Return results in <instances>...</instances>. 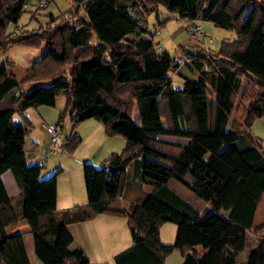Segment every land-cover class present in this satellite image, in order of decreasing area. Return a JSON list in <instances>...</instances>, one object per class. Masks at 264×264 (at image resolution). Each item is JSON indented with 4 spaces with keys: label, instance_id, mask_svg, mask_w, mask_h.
Instances as JSON below:
<instances>
[{
    "label": "trees",
    "instance_id": "trees-1",
    "mask_svg": "<svg viewBox=\"0 0 264 264\" xmlns=\"http://www.w3.org/2000/svg\"><path fill=\"white\" fill-rule=\"evenodd\" d=\"M30 1L0 0V50L11 44L42 50L21 80L7 63L0 65V263L30 264L22 232L8 231L19 220L1 176L10 170L22 195L20 215L43 264H89L82 248H70L67 224L100 213L126 216L132 242L114 254L115 264H165L174 249L182 254L180 264H264V222L253 227L264 194V145L243 129L264 115V0H71L66 10L48 14L44 25L5 32L10 23L17 26ZM159 6L236 35L222 40L218 50L182 49L196 77L183 75L179 87L168 75L179 65L176 57L156 48L148 33L151 13L160 26L169 19ZM60 92L67 103L56 124L67 114L73 127L94 118L106 135L124 137L125 145L98 167L84 162L87 202L57 209L59 170L41 177L44 164L25 163L24 143L30 126L25 110L55 105ZM16 114L25 127L14 124ZM198 135L227 146L204 159L207 147ZM80 142L70 134L60 147L71 153ZM131 167L135 179L151 189L128 209L113 207ZM172 178L205 203L201 212L168 186ZM164 221L176 224L171 243L159 238ZM247 230L258 244L241 263Z\"/></svg>",
    "mask_w": 264,
    "mask_h": 264
},
{
    "label": "rangeland",
    "instance_id": "rangeland-1",
    "mask_svg": "<svg viewBox=\"0 0 264 264\" xmlns=\"http://www.w3.org/2000/svg\"><path fill=\"white\" fill-rule=\"evenodd\" d=\"M42 5L43 7L36 9V7ZM71 5H72L71 0H50L47 4L46 1H44L43 4L40 5L38 4V2L36 4L34 0H31L25 6L24 11L21 13L16 24L17 26L15 27L13 23H10L6 27L5 32H9L12 30L18 31L20 28L30 29L37 27L39 24L44 25L48 19V14L51 13L53 15H57L60 12L69 8ZM34 10H35L34 16H32V12ZM158 10L164 18L168 16L169 19L164 23V25L160 26L156 21L155 13L154 12L151 13L148 16V22H149L148 33L152 35V39L156 43V45L158 43L159 46H161L162 50H166L172 57H175L177 54H179V52L182 51V49L191 50L192 48L191 43L198 42L197 45L203 49L210 48L213 50H218L222 40L232 41L236 38L235 32L232 29H225L219 27L215 25L213 22L208 20L196 19L195 24H198L200 26L201 31L207 37L211 38V41H205L202 43L200 37H194L188 33V29L186 28V22L184 21L183 18L179 17L176 13L168 12L163 6H159ZM79 12L82 16L83 15L82 9H80ZM40 50H41L40 48L31 47L23 44H11L5 50H0V65L2 63H7L8 64L7 67L11 69L18 77H20L25 72V68L29 67L34 59L40 57L39 54ZM190 64L191 62L189 61L187 63L181 64V66H178L176 69H172L168 72L173 87H179L181 86V84H183L184 81L183 75L187 77H196L195 69L194 68L190 69L188 67V65ZM245 85H246V79L243 80L241 89H243ZM207 91L209 96L214 97V92H212L210 89H208ZM66 103H67L66 93L60 92L57 95L55 105L32 106L29 109L28 111L29 116L31 115V117L36 119L38 118L37 113L39 112L42 113L45 120H43L40 123H37L36 128L33 129L32 125L30 124L29 128L27 129L26 151H27L28 163L30 162L32 164L34 161H36V159L45 156V154H48L47 150L53 147L50 141L47 139L46 135L44 134V132H46V134L49 136L47 131L44 129L43 132L38 128H43L44 127L43 123L56 124L58 122L59 116L65 110ZM36 108H45L47 112L44 113L42 110L37 111L40 109H36ZM57 115H59L57 117V120L54 121L51 119L52 117H56ZM49 117L50 119H48ZM63 120H64V125H63L64 127L62 129V132H60L61 134L58 143L53 144L55 147H60L61 142H63L64 139L70 134H78L81 137V142L77 146V148H79V151L81 150L82 152L87 151L91 153V150L94 149L97 153L96 159H98V156L103 155L102 153L110 154L111 152L121 151L125 145L124 137H122L119 134L104 135L102 125H99L100 123H98V127H96L95 129L94 132L95 134L93 133V135H96L95 137L99 139L96 140L95 138L89 136L90 133L93 131L92 128H91V132L88 135L82 136L85 135L87 131H89L87 127H85L84 125L82 127H78L80 126L78 124L73 127L72 123L70 122L68 114L65 115L62 121ZM250 130L251 133L256 137V139L262 145H264V115L254 117L250 125ZM33 139L38 140L37 143L41 147L38 150H36V147H30V144L32 143ZM197 140L207 147V152L204 155V159H207L213 153L214 154L221 153L224 147L227 146L225 142L212 136L199 135ZM62 152L58 153L57 155L65 154ZM52 156L53 155L51 154V157H48L47 160H45V162L43 163L44 166H49L51 164ZM100 163L101 161L98 160V162H94V165L98 167L101 165ZM129 170L130 171L128 173L129 174L128 178H130V185L127 182L125 183L124 195L112 201L111 206L113 207L128 208L127 204L131 203L132 200H134L138 195H140L141 197L144 195L141 193L140 189L137 190L134 189V185L132 184H134L135 177L132 174V170H133L132 167ZM42 171L44 172L47 171L45 173H48L49 169H44L43 167ZM8 174H9L8 178L11 179L12 182L13 180L12 174L9 172ZM186 176L189 180H191L190 176L188 175ZM8 178L6 177L5 182L11 193V201L13 203V206L19 215V220L17 221V223L10 225L8 227V231L10 232L22 231L24 229L23 227L27 228L26 222L23 220V218L20 215L22 195L18 193L19 189L15 184L14 180H13L14 185H11L9 183ZM141 185H143L147 189L150 188V186L147 184H141ZM168 185L172 187L174 185L175 187L179 186V189L177 190L180 193V195H182L186 200L188 199V201H190L192 205L199 212L203 210L205 206L204 202L201 199H199L197 196H195L187 187L180 184L173 178L168 181ZM180 188H182V190H180ZM263 202H264V197L260 200V205ZM204 215L205 212L203 211L201 216ZM112 218L114 221L109 222V228L107 230L103 229V232L98 234L99 239L103 240L101 254H99V256L103 259L102 264H115L113 259L114 254L128 247L132 242L129 229L126 223V216L113 214ZM261 221H263V218H260L259 220H257L256 218L254 223L256 225ZM98 224L99 227L102 228V222L100 223L98 222ZM175 231H176V224L173 223L172 221L161 222V224L159 225L160 241L163 243H171L174 240ZM246 239L247 241L245 247L240 252L239 260L241 261V263L243 262L248 251L256 247L258 244L257 237L252 230L246 231ZM198 248H200V246H198ZM32 259H33L32 264H42L41 261L37 259V257H35V255L32 257ZM34 260L36 262H34ZM181 262H182V254L179 249H174L171 253L167 254L165 257V264H180ZM90 264H97L96 260L92 258Z\"/></svg>",
    "mask_w": 264,
    "mask_h": 264
},
{
    "label": "crops",
    "instance_id": "crops-1",
    "mask_svg": "<svg viewBox=\"0 0 264 264\" xmlns=\"http://www.w3.org/2000/svg\"><path fill=\"white\" fill-rule=\"evenodd\" d=\"M191 22L193 24H195V20H191ZM195 25L199 26L198 24H195ZM197 43L198 42L191 43L192 44L191 49L200 48L197 45ZM160 49L162 50L161 46H160ZM39 54L40 55L42 54V50H40ZM182 54H183V51H180L179 54H177L175 57L181 56ZM181 64H184V63H180L178 66H181ZM188 67L190 68L189 65H188ZM9 70L11 72H13L11 69H9ZM25 70H26V68H25ZM14 75L16 76V78L18 80H21L24 77L25 72L20 77H18L15 73H14ZM30 108L31 107H28L25 110V114L28 117V119L30 120V124L32 125V128L34 129V128H36L37 123L42 122L43 120H45V118L42 115V113H39V112L37 113L38 118H36V119L31 117V115L29 116L28 111ZM36 109H40L37 111L42 110L44 113L47 112V110L45 108H36ZM58 116L59 115H57L56 117H52L51 119L55 121V120H57ZM48 119H50V117ZM93 119L94 118H89L85 121L80 122L78 124L80 126H78V127H82L84 125L85 127H87L89 129V131H87V133H85V135H82V136L88 135L91 132V128H92L93 131L90 133L89 136L92 138H95L96 140H99L95 137L96 135H93V133L95 132V129H96V127H98V123H100V122L96 119H94V120ZM95 121H97V122H95ZM13 122L17 126L25 127L22 120L20 119V116L17 114L13 116ZM47 124H50V123H47ZM63 125H64V120L61 122V125L59 126L60 132H62V129L64 127ZM99 125H102V124L100 123ZM43 126H44V123H43ZM102 128H103V125H102ZM38 129L42 130L44 132L45 128L43 127V128H38ZM243 129L249 130L251 132L250 127H244ZM103 133H104V130H103ZM44 134L46 135L47 139L50 141V138L46 134V132H44ZM104 135H106V134L104 133ZM158 137L177 140V141H183V142H188L191 140V138H189V137H180V136H175V135H158ZM198 137H199V135L196 138H198ZM26 140H27V136L25 135V143H24V145H25V163L28 165L31 163L27 162ZM37 142H38L37 139H33L32 143L30 144V147H36V150L41 148ZM50 143L52 144L53 147H51L47 150L48 154H45V156L36 159V161H34L33 163H35L39 160L44 163L48 157H51V154L53 155L51 158V164L49 166H43L44 169H49L48 173H45L47 171L44 172L41 169L40 176L42 177V176L48 175V174H50L56 170H59V173L57 175V195H56V207H57V209H61V208H65V207H71L75 204H85L87 202V196L85 193V187H84V181H83L82 165L84 162H87V161L92 162L93 164H94V162H98V160L101 161L109 153H102L103 155L98 156V159H96L97 153L94 149L91 150V153H90L87 151L86 152H82L81 150L79 151V148H76L73 152L69 153V152H66L65 150L61 149L60 147H55L51 141H50ZM225 148H226V146L224 147V149ZM95 149H98V148H95ZM60 152L65 153V154L57 155ZM8 172L11 173L10 170H7L4 173H2L1 176H2V180L4 182V185H5L8 193H9V195H11V193H10V191L6 185V182H5L6 177L7 178L9 177ZM42 172H44L45 175ZM128 177H127L126 182L129 183V185H130V178H128ZM134 180H135L134 184H132V185H134L135 190L140 189L142 194L150 191L151 187L149 189H147L143 185H141L135 178H134ZM9 183L11 185H14V182H13V180L11 182V179H9ZM129 185H127V186H129ZM169 187L172 188L175 192H177L180 195V193L177 190V189H179V186L175 187V185H174L173 187L172 186H169ZM180 190H182V188H180ZM124 192H125V186L123 188V193L121 196L124 195ZM18 193H19V190H18ZM138 197H141V196L138 195L136 198H138ZM263 197H264V194L261 195V197L257 203L255 214H254V219H253V227L264 222V202L260 205V200ZM129 205H130V203L127 204L128 207H129ZM204 205H205V203H204ZM125 209H128V208H125ZM112 216H113L112 214L110 215L107 213H100V214L93 216L90 219L83 220V221L71 222V223L67 224V227L73 236V241L70 244V248H75V247L82 248V250L85 252V254L89 258V264L91 263L92 258L96 260L97 264L103 263V259L99 256V254H101L103 240L99 239L98 234L103 232V229L107 230L109 228V222L114 221ZM256 218H257V220H259L260 218H263V221H261L255 225L254 222H255ZM98 222L99 223L102 222V228L99 227ZM23 228L24 229L20 232H22L24 246H25V249H26V252L28 255L29 262H30V264H32V262H33L32 257L35 255L32 234L28 230V228H26V227H23ZM35 257H36V255H35ZM34 262H36V261L34 260ZM0 264H4V263L1 262Z\"/></svg>",
    "mask_w": 264,
    "mask_h": 264
},
{
    "label": "built area",
    "instance_id": "built-area-1",
    "mask_svg": "<svg viewBox=\"0 0 264 264\" xmlns=\"http://www.w3.org/2000/svg\"><path fill=\"white\" fill-rule=\"evenodd\" d=\"M46 0H38V4H43V2ZM186 22V28L188 29V33L194 37H200L202 40V43L205 41H211L210 37H207L200 29L199 26L193 24L191 21H187ZM156 48H160L159 44L156 45ZM187 60V58L182 55V56H178L175 58V61L177 63H184ZM44 128L46 129V131L49 133V138L50 141L53 144H57L60 138V127L58 124H44Z\"/></svg>",
    "mask_w": 264,
    "mask_h": 264
}]
</instances>
